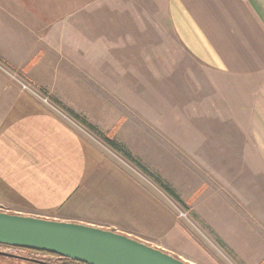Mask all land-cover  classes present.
Wrapping results in <instances>:
<instances>
[{
    "label": "crops",
    "instance_id": "obj_1",
    "mask_svg": "<svg viewBox=\"0 0 264 264\" xmlns=\"http://www.w3.org/2000/svg\"><path fill=\"white\" fill-rule=\"evenodd\" d=\"M152 31L209 73L220 112L234 115L205 130L240 131L263 162L264 0H0V62L74 112L69 100L89 96L75 85L112 81L130 65L117 52L146 51ZM90 139L0 72V211L113 231L193 264L177 216ZM235 197L218 207L241 234L228 228L229 239L211 206L202 219L242 264H264V206Z\"/></svg>",
    "mask_w": 264,
    "mask_h": 264
},
{
    "label": "rangeland",
    "instance_id": "obj_2",
    "mask_svg": "<svg viewBox=\"0 0 264 264\" xmlns=\"http://www.w3.org/2000/svg\"><path fill=\"white\" fill-rule=\"evenodd\" d=\"M158 40L159 36L152 31L148 33L146 51L117 52L120 56L116 62L124 59L122 62L128 63V57L130 65L114 67L112 81L78 83L75 87L89 96L69 101L76 105L75 113L124 147L153 177L169 186L182 204L161 190L154 178L145 175L72 120L50 95L36 90L46 96L64 118L90 135L94 146L115 159L177 216L196 245L188 261L193 264H242L234 252L219 245L202 215L209 212L211 206L216 214L215 221L228 217L218 206H235L237 192L243 199L248 198L247 204L264 206V161L257 162L247 154L255 148L242 146L240 131L205 130L209 124L233 123L234 115L220 112L224 109L214 98L218 86L209 84L207 71L193 62L186 52L155 44ZM162 42H165L164 36ZM226 133L240 137L225 136ZM229 143L234 147L224 145ZM244 190L248 194L243 195ZM180 212L186 218H179ZM223 220L229 223L223 225L225 235L228 228L238 234L244 231L243 223L236 224L230 217ZM259 261L262 259L256 260Z\"/></svg>",
    "mask_w": 264,
    "mask_h": 264
},
{
    "label": "water",
    "instance_id": "obj_3",
    "mask_svg": "<svg viewBox=\"0 0 264 264\" xmlns=\"http://www.w3.org/2000/svg\"><path fill=\"white\" fill-rule=\"evenodd\" d=\"M0 244L44 252L80 264H187L113 231L2 211Z\"/></svg>",
    "mask_w": 264,
    "mask_h": 264
},
{
    "label": "trees",
    "instance_id": "obj_4",
    "mask_svg": "<svg viewBox=\"0 0 264 264\" xmlns=\"http://www.w3.org/2000/svg\"><path fill=\"white\" fill-rule=\"evenodd\" d=\"M51 100L56 105L61 107L72 120L79 123L84 129L90 132L94 137L102 141L106 147L118 153L119 155H121V157H123L130 163H133L134 165H136V167H138V169L141 170L145 175L154 178L155 182L159 185L161 190H163L170 198H172L178 204H182L180 198L176 195V193L169 186L165 185V183H163L158 177H153L147 171V169L143 167L139 161L135 160L124 147L118 145L116 142L110 139L107 135L103 134L96 126L89 123L84 117L78 115L71 109L65 107L55 98H51ZM218 243L222 248L224 247L219 241ZM203 250L206 251L207 253V250L204 247H203ZM0 253H6L12 256H16V257H5V256L0 255V264H80L72 260L64 259V258L55 256V255L48 254V253L17 249V248H12V247L1 245V244H0ZM21 254L23 255L26 254V255L23 256Z\"/></svg>",
    "mask_w": 264,
    "mask_h": 264
},
{
    "label": "built area",
    "instance_id": "obj_5",
    "mask_svg": "<svg viewBox=\"0 0 264 264\" xmlns=\"http://www.w3.org/2000/svg\"><path fill=\"white\" fill-rule=\"evenodd\" d=\"M0 72L6 75L11 81L18 84L22 91L28 93L32 98L38 101L43 107L47 108L51 112H54L62 116L61 112H59L57 108L50 103L49 99L46 96H44L42 93L40 94L39 92H37L36 89L30 88L31 86L25 83L16 72L10 70L1 62H0ZM178 216L179 218H186V215L181 212L178 214Z\"/></svg>",
    "mask_w": 264,
    "mask_h": 264
}]
</instances>
